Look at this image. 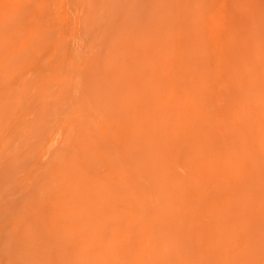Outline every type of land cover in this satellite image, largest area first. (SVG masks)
Returning <instances> with one entry per match:
<instances>
[{
	"label": "rangeland",
	"instance_id": "obj_1",
	"mask_svg": "<svg viewBox=\"0 0 264 264\" xmlns=\"http://www.w3.org/2000/svg\"><path fill=\"white\" fill-rule=\"evenodd\" d=\"M0 264H264V0H0Z\"/></svg>",
	"mask_w": 264,
	"mask_h": 264
},
{
	"label": "bare ground",
	"instance_id": "obj_2",
	"mask_svg": "<svg viewBox=\"0 0 264 264\" xmlns=\"http://www.w3.org/2000/svg\"><path fill=\"white\" fill-rule=\"evenodd\" d=\"M166 123L168 124V122H166ZM166 123H165V125H166ZM162 126H163V125H162ZM167 127H171V126L168 125V126H166V128L164 127L163 129H166V132H169V131H168L169 128H168V130H167ZM193 127H194V126H193ZM158 129H159V128H158ZM156 130H157V129H155V131H156ZM157 131H158V130H157ZM161 131H162V130H161ZM147 132H148V131H147ZM158 132H159V131H158ZM166 132H165V134H168V133H166ZM154 133L156 134V132H154ZM146 134H147V133H146ZM165 134H164V135H165ZM159 135H160V132H159ZM161 136H162V135H160V137H161ZM165 136H166V135H165ZM155 137H157V135H156ZM148 141H150V140H148ZM158 145H159V144H158ZM157 148H158V147H157ZM158 150H159V148H158ZM159 151H160V150H159ZM156 158H157V157H156ZM160 163H161V161H160ZM131 165H132V163H131ZM138 165H139V164H138ZM159 165H161V164H159ZM132 166H134V168L132 167L134 170L137 169L136 166H135V164L132 165ZM157 167H158V166H157ZM159 168H160V167H159ZM154 169H155V167H154ZM135 171H136V170H135ZM158 171H160V170H158ZM161 171H162V170H161ZM137 172L139 173L138 175L141 174V171H140V172L137 171ZM165 172H166V171H165ZM147 173H148V172H147ZM150 173H151V172H150ZM159 173H160V172H159ZM166 173H167V172H166ZM142 174H143V173H142ZM148 174H149V173H148ZM148 174H147V175H148ZM157 174H158V173H157ZM138 175H137V177H138ZM154 175H155V174H154ZM164 175H165V174H164ZM140 176H141V178H145L144 175H143V176L140 175ZM152 177H154V176H152ZM163 177H164V176H163ZM163 177H162V178H163ZM160 179H161V177H160ZM139 180H140V179H139ZM139 180H138V178H137V181H136V182L138 183ZM141 180H142V179H141ZM146 180H149V178H147V176H146V179H144V181L142 180V181H141L142 183H140V184H143L144 182H147ZM164 180H165V177H164ZM164 180H163V181H164ZM160 181H161V180H160ZM160 181H158V182H160ZM163 181H161V182H163ZM149 182H150V181H148L147 183L150 184ZM118 183H119V182H118ZM147 183H146V184H147ZM151 183H152V182H151ZM155 183H156V181H155ZM119 184H120V183H119ZM133 184H134V183H133ZM152 184H153V183H152ZM160 184H161V183H160ZM134 185H136V186L138 187L139 183H138V184H134ZM144 185H145V184H144ZM144 185H141V186H144ZM141 186L139 185V187H141ZM145 186H146V185H145ZM145 186H144V188H146ZM152 186H153V185H152ZM152 186L150 185L151 188H152ZM158 186H160V185H158ZM147 187H148V186H147ZM153 187H154V186H153ZM78 188H79V187H78ZM144 188H142V189H144ZM148 188H149V187H148ZM160 188H161V187H159L158 189L160 190ZM75 189H76V187H75ZM138 189H139V188H138ZM149 189H150V188H149ZM149 189H147L148 194H149V191H148ZM158 189H157V193L160 192V191L158 192ZM140 190H141V188L139 189V191H140ZM153 190H154V189H151V191H153ZM141 191H142V190H141ZM141 191H140V193H142L144 190H143L142 192H141ZM151 191H150V193H151ZM153 192H155V191H153ZM153 192H152V193H153ZM145 193H146V191H145ZM155 193H156V192H155ZM160 193H161V192H160ZM143 194H144V192H143ZM143 194H140L141 197L143 196V199H142V200L140 199L141 201H145V200H144V196H145V195H143ZM148 194H146V196H148ZM155 195H156V194H155ZM158 196H159V195L157 194V197H158ZM141 197H140V198H141ZM150 197H151V196H150ZM150 197H149V200H148V201H150ZM153 197H155V196H152V197H151V200H152ZM155 198H156V197H155ZM145 202H147V201H145ZM150 202H151V201H150ZM153 202H155L154 199H153ZM156 203H157V202H156ZM158 203H159V202H158ZM158 203H157V204H158ZM155 205H156V204H155ZM155 205H154V207H155ZM158 205H159V204H158ZM156 206H157V205H156ZM80 209H81V208H80ZM83 209H84V208H83ZM84 210H85V209H84ZM84 210H80V211H84ZM160 210H162V209H160ZM78 211H79V210H78ZM78 211H77V213H78ZM86 212H88V210H87ZM80 213H81V212H80ZM68 214L70 215V213H68ZM160 214H162V212H161ZM163 214H164V212H163ZM166 214H167V213H166ZM72 215H73V214H72ZM164 215H165V214H164ZM75 216H76V214H74L73 217H70V220H71V221L74 220L73 218H76ZM77 216H78V215H77ZM90 216H94V215H90ZM166 216H167V215H166ZM166 216H165V218L168 217V216H167V217H166ZM183 216H184V215H183ZM68 217H69V216H68ZM87 217H88V216H87ZM162 217H163V216H162ZM59 218H60V217H59ZM71 218H72V219H71ZM165 218H164V219H165ZM180 218H181V217H180ZM56 220H57V219H56ZM165 220L168 221L167 219H165ZM57 221H58V220H57ZM136 221H137V220H136ZM74 222H75V220H74ZM161 222H162V225H163V224H164V223H163L164 220H161ZM161 222L159 221L160 224H161ZM180 222H181V221H180ZM166 223H167V222H165V224H166ZM165 224H164V226H165ZM89 225H90V224H89ZM56 233H57V232H56ZM56 233H55V234H56ZM56 238H57V237H56ZM90 244H91V243H89V245H90ZM52 247H53V246H52ZM87 248H88V247H87ZM85 250H87V249H85ZM151 250H152V249H151Z\"/></svg>",
	"mask_w": 264,
	"mask_h": 264
}]
</instances>
